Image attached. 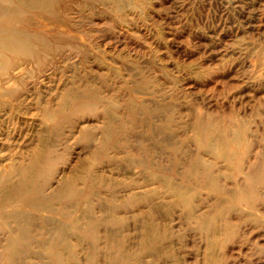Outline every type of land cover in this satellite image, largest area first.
Wrapping results in <instances>:
<instances>
[{"label":"rangeland","instance_id":"rangeland-1","mask_svg":"<svg viewBox=\"0 0 264 264\" xmlns=\"http://www.w3.org/2000/svg\"><path fill=\"white\" fill-rule=\"evenodd\" d=\"M63 5L31 28L64 42L0 70V212L32 221L14 264L54 241L65 264H264V0Z\"/></svg>","mask_w":264,"mask_h":264},{"label":"bare ground","instance_id":"bare-ground-1","mask_svg":"<svg viewBox=\"0 0 264 264\" xmlns=\"http://www.w3.org/2000/svg\"><path fill=\"white\" fill-rule=\"evenodd\" d=\"M1 1H3V5H0V70L6 65L13 66L18 63L20 61L19 58H14L17 55L21 57L23 62L28 60H40L39 57L43 59L55 45L64 42L65 36L59 35L57 32L45 35L42 30H33L31 28L32 25H36L33 21L35 15L57 18L59 14L58 8L65 7L63 5L64 0H0V2ZM218 150L219 154H226L228 151L224 146ZM229 152L232 153L230 156H236V159L238 158L236 147H232V151L229 150ZM236 159L234 161L235 166L239 170V165L237 166L238 159ZM263 171L264 169H251L246 173L247 181L251 183V181L258 177L262 178ZM184 174H187L185 176L188 177L196 175L192 167L188 168ZM204 178L206 179L205 183L212 187V189L219 190L216 184L217 179L213 177L210 172H205ZM262 184H264V177L262 178ZM16 189L22 196H28L30 194L28 186H23L20 189L16 187ZM15 214L17 215L15 216L17 225L15 228H12L9 223L3 219L0 212V231L7 229V231L11 233L4 252L8 258L6 264H14V261L19 255L28 252L30 245L29 230L32 221L30 222L28 216L31 214L29 212H16ZM60 247L61 245L54 241L45 251V255L50 257L52 264H65L64 255ZM1 254L2 252L0 255Z\"/></svg>","mask_w":264,"mask_h":264}]
</instances>
